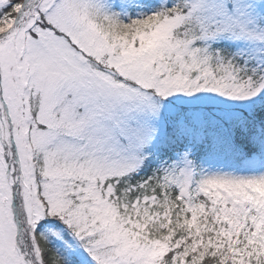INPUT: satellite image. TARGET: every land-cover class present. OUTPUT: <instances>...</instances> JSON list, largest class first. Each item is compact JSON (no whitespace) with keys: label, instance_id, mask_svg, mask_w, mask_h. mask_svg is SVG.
Instances as JSON below:
<instances>
[{"label":"snow or ice","instance_id":"snow-or-ice-1","mask_svg":"<svg viewBox=\"0 0 264 264\" xmlns=\"http://www.w3.org/2000/svg\"><path fill=\"white\" fill-rule=\"evenodd\" d=\"M264 0H0V264H264Z\"/></svg>","mask_w":264,"mask_h":264},{"label":"rangeland","instance_id":"rangeland-1","mask_svg":"<svg viewBox=\"0 0 264 264\" xmlns=\"http://www.w3.org/2000/svg\"><path fill=\"white\" fill-rule=\"evenodd\" d=\"M256 190H257L258 192H260L261 195H264V189H259V188H257Z\"/></svg>","mask_w":264,"mask_h":264}]
</instances>
